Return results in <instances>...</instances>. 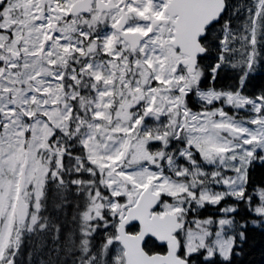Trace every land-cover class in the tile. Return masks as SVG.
Returning a JSON list of instances; mask_svg holds the SVG:
<instances>
[{
  "label": "snow or ice",
  "instance_id": "snow-or-ice-1",
  "mask_svg": "<svg viewBox=\"0 0 264 264\" xmlns=\"http://www.w3.org/2000/svg\"><path fill=\"white\" fill-rule=\"evenodd\" d=\"M258 68L264 0H0V264H237Z\"/></svg>",
  "mask_w": 264,
  "mask_h": 264
},
{
  "label": "trees",
  "instance_id": "trees-1",
  "mask_svg": "<svg viewBox=\"0 0 264 264\" xmlns=\"http://www.w3.org/2000/svg\"><path fill=\"white\" fill-rule=\"evenodd\" d=\"M228 82V80L221 81V83ZM261 87H264V69L258 68L249 84V91L258 90ZM253 178L257 183L264 181V167L256 165ZM249 237L244 247V254L237 258V264H264V231L251 230Z\"/></svg>",
  "mask_w": 264,
  "mask_h": 264
}]
</instances>
